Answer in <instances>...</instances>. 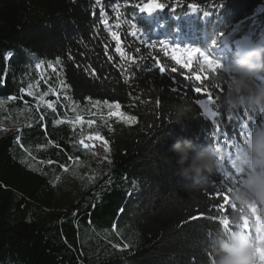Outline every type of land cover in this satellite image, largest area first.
Segmentation results:
<instances>
[{"label":"trees","instance_id":"trees-1","mask_svg":"<svg viewBox=\"0 0 264 264\" xmlns=\"http://www.w3.org/2000/svg\"><path fill=\"white\" fill-rule=\"evenodd\" d=\"M148 2L0 0V99L16 97L8 111L20 125L14 132L0 127V264H211L209 233L220 225L206 217L216 216L221 198L214 192L223 176L213 175L203 190H187L191 174L164 157L174 155L171 147L178 140L200 148L241 143L264 125V113L217 102L218 115H205L196 104L204 94L194 91L185 79L189 70L172 61L170 51L165 55L161 42L175 40L176 29L208 51L223 39L259 40L264 0H158L165 7L152 14L141 11ZM188 3H196L197 10ZM234 54H227L228 64ZM40 62L44 66L37 69ZM29 84L48 93L55 113L27 95ZM95 101L101 104L94 106ZM104 101L120 104L136 122L109 117ZM176 104L188 109L180 124L171 122ZM77 115L95 123L75 129L54 124ZM96 132L109 141L110 159L95 165V180L87 186L59 189L54 181L63 172L60 165L69 166V156H84L73 145L81 134ZM29 151L40 168L24 160ZM226 210L232 219L234 212L227 205Z\"/></svg>","mask_w":264,"mask_h":264},{"label":"clouds","instance_id":"clouds-1","mask_svg":"<svg viewBox=\"0 0 264 264\" xmlns=\"http://www.w3.org/2000/svg\"><path fill=\"white\" fill-rule=\"evenodd\" d=\"M264 44L250 42L248 47L235 52L232 61L217 75L211 76L208 87L225 89L217 96V102L231 109L245 108L250 112L264 113ZM188 109L182 104L172 106L171 117L180 124L187 117ZM232 163L240 176L230 193L236 206L232 223L241 222V212L251 217L250 205L258 207L264 219V125L254 130L234 145ZM174 153L164 157L168 164H175L183 173L191 174L192 182L185 184L187 190H203L210 186L211 177L233 175V169L226 166V151L214 143L204 148L197 147L191 140H178L171 147ZM255 226V221H254ZM212 264H256L257 252L254 240L238 228H218L211 242Z\"/></svg>","mask_w":264,"mask_h":264},{"label":"snow or ice","instance_id":"snow-or-ice-1","mask_svg":"<svg viewBox=\"0 0 264 264\" xmlns=\"http://www.w3.org/2000/svg\"><path fill=\"white\" fill-rule=\"evenodd\" d=\"M97 4L100 3V0H96ZM165 5L163 3H159L158 0H149L148 3L144 4L143 8H141V11L147 10V12L151 13L156 9H162ZM187 8L191 11H196L198 8V5L196 3H188ZM104 12L101 10L100 16L104 17ZM117 18H119V12L117 11ZM103 23L105 26H108V20L106 18L103 19ZM115 27L119 28L120 25L116 24ZM133 28H135V25H132ZM111 35L113 39H116L117 47L116 51L121 53V57L124 56V53L121 51V48L119 47V39L117 37V33L115 31L111 32ZM132 35L135 36L136 32L133 31ZM164 54L168 55L169 46L167 44H164L161 42ZM148 47L154 48L155 43L149 44ZM140 49H137V52H139ZM11 53H9V56ZM7 58V57H6ZM171 60L174 61L177 65H180L183 69H188L189 72L187 75H185V79L187 81H190L192 85L194 86V91L196 93H203L204 98H197L196 104L203 110V113L207 115L208 117L214 118L218 115L217 112L213 110V106L217 103V96L219 93L223 92L222 87H217L216 89L209 88L208 85L205 83L209 80V73L211 76L219 74L222 70H224L223 65L215 60L212 59L204 53H202L198 48L195 47H180L176 46L175 48L171 49ZM196 64V68H193V64ZM56 65L61 64V60L57 58L55 60ZM44 66V62H40L36 64V68L39 69ZM155 66L158 67V69L161 72H165V67L160 64V61L155 62ZM48 68L53 69L55 71V68L53 66V63L49 62L47 64ZM172 72L176 71V68L171 69ZM203 78V79H202ZM46 82V81H45ZM60 84L67 88L68 85L64 83L63 80L60 81ZM34 85L29 84L28 88L26 90L28 96H34L35 93L33 91ZM22 92L25 91V89H21ZM55 90L52 88L48 89V92H54ZM48 93L40 94L39 96V104H44L47 109H51L53 113L56 112V102H50L45 101L44 96ZM66 99H70V97H65ZM8 100H14L16 97H8ZM57 100H59V97H57ZM4 101H0V106H2ZM104 105L109 109L108 116L113 117L115 116L117 118V122L123 121L125 124H133L136 122L135 116H126L125 113L120 111V104H109L108 101L103 102ZM156 103H159L157 101ZM39 104L37 105V108H39ZM101 104L100 101H95L94 106H99ZM28 111H31V109H27ZM73 111H75V107L73 108ZM44 115L41 114L39 117V120H44ZM67 123L69 124L73 129L77 127V125H83L84 123H87L89 127H91L95 121L94 120H87L86 122L82 119L80 115L75 116L74 119H55L54 124L60 125ZM219 130V126H217V131ZM91 141L92 143H86L85 141ZM95 141H101L104 145L105 151H109V141L106 140L103 136L100 135L99 132H96L95 135H88L87 137H84L83 134H81V138L78 140L76 144L73 145V147H78L85 151H91L95 145ZM51 144L52 141H49ZM236 144L235 141H225L222 145L221 143H216L219 149H222L226 151V156H223L222 158L225 160V157L227 159L228 166L232 167L233 169V175L231 176H223V179L218 183V187L215 189L214 196L219 197L220 202L215 207L216 216H208L206 218L213 219L218 221L220 228H224L225 230H232L234 228H238L240 230H243L249 234V236L254 240L256 252H257V260L256 264H264V219H262L261 215L258 214L259 210L258 207L255 205H250L248 208V211L251 213V217L255 221V232L252 231L253 225L250 223L249 217L244 215L243 209H240L241 212V222L239 224H233L232 219H230V214L226 210V205L235 212L236 206L232 204L230 193L233 191L234 186L236 185L238 181V177L240 176V172L238 169L235 168V165L232 163V151L234 148V145ZM57 147H59L57 145ZM94 155V153H93ZM69 160H73V157L69 156ZM41 163H44L41 161ZM55 163L52 160H48L47 164L52 165ZM60 168L64 172H68L70 169L65 164H61ZM57 180L60 179L59 176L56 177ZM193 220L199 219L197 216L192 217ZM209 236L212 237L213 233H209ZM127 247V245H125ZM212 264V260H211Z\"/></svg>","mask_w":264,"mask_h":264},{"label":"rangeland","instance_id":"rangeland-1","mask_svg":"<svg viewBox=\"0 0 264 264\" xmlns=\"http://www.w3.org/2000/svg\"><path fill=\"white\" fill-rule=\"evenodd\" d=\"M144 11L147 12V10H144ZM259 43L264 44V38ZM247 46H248V42L245 41L244 47H247ZM216 50L219 53H222L223 51L218 47L216 48ZM32 85H34V88H33V91L35 93L34 96H36L39 100L40 94H43V93L39 94L38 84H32ZM44 100L48 101L47 95L44 96ZM0 101H4L3 105L0 106V127H3L7 131H11V132L17 131L20 127V125H18L17 118L11 112L8 111V105L12 100L0 99ZM81 117L85 122L87 121L86 117L84 116H81ZM71 119H74V118H71ZM85 124L87 125V123H84L83 125ZM83 125H77V126H83ZM95 134L96 133L85 134L84 137H87L88 135H95ZM85 142L92 143L91 141H88V140H86ZM80 150L82 151L84 156L81 157L80 155V157H75L72 160L71 164L68 166L70 169L68 172L63 171L62 173L55 175L54 182L59 189L69 190V189H74L79 186L80 187L87 186L88 184L92 183L95 180V177L97 174L95 165L103 160L110 159V156H111V149L106 152L104 145L101 141H95V145L91 151H85L82 149ZM30 153L32 152L29 151V153L25 155L24 160L27 163H29L31 167L40 168L39 167L40 162L37 161V158H35V156L33 158ZM57 176L60 177L59 180L56 179Z\"/></svg>","mask_w":264,"mask_h":264}]
</instances>
